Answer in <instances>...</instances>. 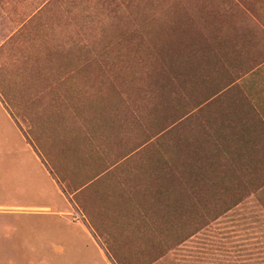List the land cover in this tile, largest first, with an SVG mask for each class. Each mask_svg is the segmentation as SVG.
<instances>
[{
    "label": "rangeland",
    "instance_id": "374dc122",
    "mask_svg": "<svg viewBox=\"0 0 264 264\" xmlns=\"http://www.w3.org/2000/svg\"><path fill=\"white\" fill-rule=\"evenodd\" d=\"M0 264H264V0H0Z\"/></svg>",
    "mask_w": 264,
    "mask_h": 264
},
{
    "label": "crops",
    "instance_id": "0c3cea01",
    "mask_svg": "<svg viewBox=\"0 0 264 264\" xmlns=\"http://www.w3.org/2000/svg\"><path fill=\"white\" fill-rule=\"evenodd\" d=\"M50 158H48V160H49ZM47 160V161H48ZM50 164V163H49ZM89 188V186L88 185H84V186H82L81 188H79L78 190H75L73 193H71L70 194V196L71 197H73V195H76V194H80V192L82 193V192H84V191H86L87 189ZM91 191V190H90ZM39 206H42V205H39ZM26 207H38V205H29V206H26ZM44 207H47V206H44ZM94 208H96V206H92L91 207V211L90 212H88L87 211V214L89 215V216H92L91 215V213L93 212V210H94ZM98 209V208H97ZM122 210V209H121ZM107 211H109L107 208H106V211H103V217H101L102 218V220H103V222L106 224V226H108V224H113V222L114 221H111L110 219H113V217H114V215H116L114 212H112V211H109V212H107ZM31 213H33V214H31ZM30 214L31 215H33V217H35V218H39L38 219V221L39 220H42V221H46V219L47 218H45V217H50V216H47V214L46 213H42V212H31ZM35 215H38V216H35ZM50 221V223L53 221V218H48ZM108 220H110V221H108ZM37 221V220H36ZM87 222H88V224L90 225V227L93 229V226H92V221H91V223H89V221H88V218H87ZM108 222V223H107ZM77 223H81V222H77ZM119 223V222H118ZM117 223V224H118ZM94 224V223H93Z\"/></svg>",
    "mask_w": 264,
    "mask_h": 264
},
{
    "label": "built area",
    "instance_id": "2783aa9c",
    "mask_svg": "<svg viewBox=\"0 0 264 264\" xmlns=\"http://www.w3.org/2000/svg\"><path fill=\"white\" fill-rule=\"evenodd\" d=\"M71 217H72V220L76 221V222H81L83 220V215L80 214L79 211L77 210H73L71 213H70Z\"/></svg>",
    "mask_w": 264,
    "mask_h": 264
}]
</instances>
